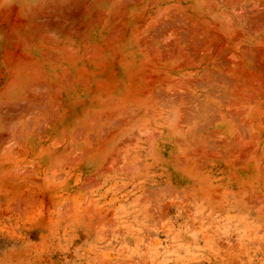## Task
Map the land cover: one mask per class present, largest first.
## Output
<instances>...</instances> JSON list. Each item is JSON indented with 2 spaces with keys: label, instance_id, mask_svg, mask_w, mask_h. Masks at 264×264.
I'll list each match as a JSON object with an SVG mask.
<instances>
[{
  "label": "rangeland",
  "instance_id": "rangeland-1",
  "mask_svg": "<svg viewBox=\"0 0 264 264\" xmlns=\"http://www.w3.org/2000/svg\"><path fill=\"white\" fill-rule=\"evenodd\" d=\"M147 3H143L137 13L138 18L148 10V17L163 14L160 16L161 22L155 24L156 28L159 25L161 29L169 31V27L171 30L176 26L177 34L168 35L171 42L167 40L166 47L169 45L166 51L177 48L183 51L180 52L183 57L177 62H166L165 68L169 73L174 72L173 75L183 78L206 77L207 71L211 70L209 67L214 66L223 72L237 73L240 79L253 72L259 73L256 80L264 79V0H159L157 6L152 7ZM152 33H149L151 37L154 36ZM126 49L122 48L124 51ZM229 67L233 70H229ZM111 70L107 72L113 77L109 83H119L115 86L116 90L125 88L126 83L118 80ZM215 77L211 79V86L206 84L207 81H197L193 85H168L176 88L177 92L179 86L181 90L184 87V90H180L182 94L173 91L179 97L202 89L209 92L211 88V109L206 113L209 118L201 119L203 126L200 125L199 130L194 129L195 132H210L221 123L218 120H224L221 117L227 120L229 111H233L228 108V102L235 100L232 92L235 86L229 83L232 77H227L229 80L223 76H218L216 80ZM86 84V96H94L99 85L94 86L93 81L90 84L95 89H91V85ZM151 88L148 94H138L128 89L115 93L121 100L127 98L134 105L147 103L145 105L149 104L151 109L152 102L156 100ZM172 90H169V94H172ZM207 92L202 94L207 97ZM122 109L118 110L127 115L128 108ZM182 109L180 107L176 115L180 119L176 121L182 120L175 121L173 127L177 130L179 145L189 139L182 136L183 126L191 124L187 123L191 114ZM262 109L264 114V104ZM151 110V114L147 113L148 110L144 113L127 111L129 114L132 112L131 118L136 115L134 122L137 124H130L129 132L124 130L115 135L114 145H111L113 148L107 147L106 156L99 154L100 150L98 154L97 151L92 154L85 152L83 158L81 154L84 161L79 159L76 170L75 163L67 164L68 176L58 167L53 169L52 185L48 190H40V201L27 206L23 204L20 208L0 203V264H264V158L261 161L263 173L261 171L251 179L247 188V194L251 196V200H247L248 208L242 209L243 194L235 195L236 190L231 186L232 179L228 174L211 176V166L206 167L207 163L213 164L216 160L212 158L216 141L213 136L209 138L211 143L208 147L212 157L200 153L194 163L199 172H204L198 177L202 179L206 175V182L199 180L200 183H191L171 166L168 168L155 161L150 142V123L146 122L153 116ZM121 112L117 116L123 119L129 116ZM183 112H186L185 116ZM118 121L116 125L122 119ZM202 121H206L205 124ZM95 132H86L85 139L88 136L95 142L99 139L101 143L98 141V145H94L104 146L106 138L102 133ZM107 148L102 149L106 152ZM95 156L97 160L92 159ZM180 160L178 163L182 166L185 161L181 156ZM45 176L41 175V178ZM16 213L24 214L23 218H12Z\"/></svg>",
  "mask_w": 264,
  "mask_h": 264
},
{
  "label": "bare ground",
  "instance_id": "bare-ground-1",
  "mask_svg": "<svg viewBox=\"0 0 264 264\" xmlns=\"http://www.w3.org/2000/svg\"><path fill=\"white\" fill-rule=\"evenodd\" d=\"M158 1L0 0L1 204L20 208L23 204L27 206L40 201L42 196L40 190H48L52 185L50 179H52L53 169L58 167L63 174L68 176L67 167L75 163L74 170H76L81 154L83 158L85 152L92 154L93 151H97L98 154L100 150L99 154L103 153L106 156L107 147L113 148L115 135L124 130L129 132L130 124L135 123L136 115L131 118L132 112L138 110L137 112L144 113L148 110L147 113L151 114L150 110L152 109L153 116L144 121L150 123L149 128L152 133L150 142L155 161L159 165H167L168 168L171 166L179 174L184 175L185 179L197 184L200 183L199 180L206 182L208 179L205 178L206 175L203 176V180L198 177L204 173L201 171L200 173L195 168L194 163L198 154L205 153L206 157L213 156L212 158L216 160H224L223 169H226L228 165L226 160H232V165L235 167L232 170L234 171L233 178H238L240 169H242L241 173L245 178V181L242 180L241 186H238L239 182L236 181L238 189L235 191V195L238 196L242 193V209L248 208L247 200H251V196L247 194L248 185L251 184V179L258 176L264 167L261 165L262 158H264V114H262L264 79L256 80V74L259 73L254 72L253 74L248 73L250 74H246L248 77L244 76L240 79L237 73L232 74L226 70L223 72L221 68L214 66L209 67L211 70L207 71L206 77L202 75L183 78L184 76L176 77V74L173 75L174 72L169 73L165 68L166 62H177L183 57L181 54L183 51L176 47V50L173 48L174 51H166L169 45L166 47L168 35L177 34L176 26H173L174 28L171 30L169 27V31L161 29L159 25L156 28L155 24L161 22L160 16L163 14L148 17L146 16L147 10V12H141L140 18L137 15L143 3L148 2V6L152 7L157 6ZM187 18H189L188 15ZM183 28L185 29V27ZM150 32L154 33L153 37L150 36ZM168 41L171 42L170 39ZM124 47H127L125 51L122 50ZM109 70L114 71V76L123 84L126 83L125 88L116 90L115 86L119 83L114 81L112 83L114 86L109 83V80H113L112 75L107 73ZM229 70H233V68ZM216 74L225 77V79L229 76L232 77L229 78L232 81L228 78L226 80L235 86L232 90L235 100L233 103L228 102L230 105L227 106L233 109L232 116L234 114L240 118L241 123L238 122V124L242 125V133L239 129L235 131L237 133V137H233L236 138L235 141H231L232 139L229 138L222 140L223 138H221L222 144H219L218 149L213 148L211 156V151H208L211 143L209 140L211 131L205 132L206 134L194 131V129L201 128V119L205 118L206 113L211 109V94H209L211 88L209 92L201 88L200 92L196 91L179 97L177 93L184 90V87L181 90L179 86L177 92L176 88L173 89V86L172 88L168 85L175 84L177 86L176 83L193 85L197 81L203 83L207 81L206 84L209 83L211 86V79L214 80V76L217 80ZM93 81H95L94 86L99 85L96 88L97 93H94L92 97L86 96L88 92L85 89L88 86H85V83L92 84ZM259 82H263V84ZM232 85L230 84L231 87ZM89 88L94 87L91 85ZM149 88L152 89L156 97L150 106L151 109H149V104L145 105L147 103L139 102L141 104L134 105L127 101V98L121 100L122 98L115 93L126 89L131 92L135 90L138 94L147 93V91L149 93L151 91L148 90ZM185 88L187 87L185 86ZM169 90H172V94H169ZM229 90L231 91V89ZM173 91L177 92L176 95L173 94L175 93ZM206 92L209 94L207 97L202 94ZM204 96V99L201 98ZM232 98L234 99V97ZM180 107L191 114L187 120V123L191 124L183 126L182 134L189 139L184 140L185 142L180 143L181 145L176 139L175 132L177 130L173 129ZM218 107L220 106L218 105ZM122 108H128L132 111L131 114L125 110L126 115ZM120 112L129 116L123 119L121 116H117L119 115L117 113ZM120 117L121 122H119L121 119L118 121ZM117 121L120 124L116 125ZM115 126H117L116 129ZM88 131L102 133L106 138H102L104 146H97L99 139L96 142L89 136L88 139H85V134ZM99 142L101 143V141ZM85 147L87 151H85ZM104 147L107 148L106 152L102 149ZM180 156L185 161L183 167L178 163ZM92 159L97 160L96 156ZM216 160L213 164L207 163L206 167L213 166V168L219 169ZM167 167L166 170H168ZM38 169L39 172H36ZM159 169L162 171L161 166ZM207 172L208 170L205 174ZM41 175L46 176L42 179ZM93 177L95 176L93 175ZM44 199L46 198L44 197ZM23 215L16 213L12 218L22 219Z\"/></svg>",
  "mask_w": 264,
  "mask_h": 264
},
{
  "label": "crops",
  "instance_id": "crops-1",
  "mask_svg": "<svg viewBox=\"0 0 264 264\" xmlns=\"http://www.w3.org/2000/svg\"><path fill=\"white\" fill-rule=\"evenodd\" d=\"M227 116H228L227 120L224 119L223 117H221L224 120H222V121L218 120V122H221V123L219 125H217L216 127H214V129H211V137L213 136L216 139L215 142H217L215 144L214 149H216V148L218 149L219 144L220 143L222 144V142H223L222 140H228L227 138L232 139L231 141H233V140L235 141L236 138H233V137H235V136L237 137V133L235 132V131H237V129H239L241 131V133H242V125L240 124L241 123L240 122V118H238L237 115H234V114L232 116V111L231 112L229 111V114ZM238 122H240L239 123L240 125L238 124ZM215 130H216V132H213ZM226 135H227V137H226ZM221 138H223V139L221 140ZM226 163L228 164L226 169L225 168L223 169V166L225 165L224 160H218L216 162V165H218V168L221 169V170H219L217 168H213V166H211V171H213L211 173V176H218V175L228 174V176L232 179L231 180V182H232L231 185H233V187H235V190H237L238 186L242 185V180L245 181V178L243 177L244 175L241 173L242 169H240V173H238V178L237 179L233 178L234 171H232V170H234L235 167L232 165V160H230V161L226 160ZM236 181L239 182L238 186H237V182ZM239 188L241 189L242 187H239Z\"/></svg>",
  "mask_w": 264,
  "mask_h": 264
}]
</instances>
